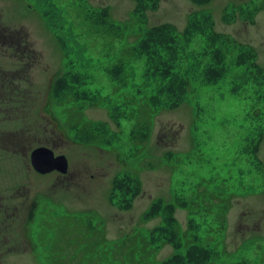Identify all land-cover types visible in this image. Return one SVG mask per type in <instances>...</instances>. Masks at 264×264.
<instances>
[{
  "label": "rangeland",
  "instance_id": "1",
  "mask_svg": "<svg viewBox=\"0 0 264 264\" xmlns=\"http://www.w3.org/2000/svg\"><path fill=\"white\" fill-rule=\"evenodd\" d=\"M103 9L121 47L163 22L183 46L194 15H210L229 41L215 84L202 81L210 59L190 55L186 94L176 108L146 110L144 143L132 131L156 83L137 63L112 77L116 57H104L85 23ZM5 30L28 45L0 48V99L7 72L28 75L11 112L0 100V264H168L192 244L214 251L203 264H264V0H0ZM197 40L190 52L203 49ZM243 49L252 57L239 64ZM58 79L68 84L59 95L50 92ZM99 124L111 145L80 142L85 125ZM41 146L67 156L68 174L35 170ZM126 177L133 191L117 189ZM158 201L176 204L180 250L157 241Z\"/></svg>",
  "mask_w": 264,
  "mask_h": 264
},
{
  "label": "trees",
  "instance_id": "2",
  "mask_svg": "<svg viewBox=\"0 0 264 264\" xmlns=\"http://www.w3.org/2000/svg\"><path fill=\"white\" fill-rule=\"evenodd\" d=\"M199 4L208 3L211 0H192ZM143 2H141L139 9L144 8ZM106 10L94 11L88 13L85 19V23L88 29V34L90 35L92 41L95 45H100L102 47L101 53H104L105 58H110L111 56L116 57V62L111 69L112 77L119 81L124 76H128L129 72L127 67L132 63H137L142 65L144 72L146 74H151L153 82L156 83L155 93L149 96V102L142 106V113L136 116V124L133 127L132 139L144 143L149 136V122L147 118L149 113L146 111L148 108H160L166 105L170 108L178 107L181 99L187 92L190 85V68L188 67L190 61V55L197 54L198 57H204L210 59V64L208 68L204 71L202 76V81L206 85L215 84L220 80L223 74L228 69L227 58L232 53L229 49V41L225 39V35L219 32L214 27V22L210 15H194L189 21V24L185 27L183 35L185 40V45H177V30L176 27L170 22H163L153 25L138 43L121 47L117 41L120 37L119 27L116 24L106 21ZM21 30V29H20ZM2 31L0 32V48H12L21 49L24 45L28 43L27 40L23 39V34L20 31L21 36L13 35L9 32V35ZM198 39H202L205 45L201 50L199 46L195 52H190L188 50L189 45H197ZM18 39V40H17ZM239 53V64L245 61L246 55L248 58L252 57L251 52L247 49L241 50ZM202 61L199 62L201 64ZM30 64H27V70L29 71ZM10 74L9 78L2 80V84L6 85L7 93L6 95H1L6 103L4 109L12 107V102L18 104L22 100L19 98L20 92L14 89L20 87L21 81H27V75L21 73L20 71L7 72ZM21 73V74H20ZM1 74H4L3 72ZM20 74V75H18ZM262 75V76H261ZM258 77L262 78V83L260 81L259 90V100L264 98V72L260 73ZM62 78V77H60ZM6 80L10 81V85ZM67 82L63 79H58L56 87L54 90L56 92L62 93L67 89ZM10 91V92H9ZM15 94V95H14ZM58 94V95H59ZM8 97V102L5 97ZM78 100V98H77ZM8 104V105H7ZM2 107L0 106V112H2ZM76 127V126H75ZM92 128V131H89ZM80 142L82 143H95V141L105 142L109 145L112 144L108 133V127L103 124L99 125H85V129L82 130L81 134H78ZM137 145H140L138 142ZM258 149L256 145L255 150ZM132 182L131 178L126 177L125 181L122 180L117 184V189L120 191L130 192L133 191L130 185ZM136 192H133V194ZM178 205L185 207V202H178ZM151 208V212L154 215H162L163 225L156 228L157 241H165L172 244L177 250L182 249L183 242L180 235V229L178 221L175 217V203L163 204L162 201L156 202ZM214 256V251L210 248L201 246L200 244H192L186 250L184 254H175L168 264H203L210 260Z\"/></svg>",
  "mask_w": 264,
  "mask_h": 264
},
{
  "label": "water",
  "instance_id": "3",
  "mask_svg": "<svg viewBox=\"0 0 264 264\" xmlns=\"http://www.w3.org/2000/svg\"><path fill=\"white\" fill-rule=\"evenodd\" d=\"M31 161L35 170L41 174H47L53 171L65 174L69 169L68 159L65 155L56 156L52 149L45 146L33 150Z\"/></svg>",
  "mask_w": 264,
  "mask_h": 264
},
{
  "label": "flooded vegetation",
  "instance_id": "4",
  "mask_svg": "<svg viewBox=\"0 0 264 264\" xmlns=\"http://www.w3.org/2000/svg\"><path fill=\"white\" fill-rule=\"evenodd\" d=\"M51 91H52L53 93L55 92L56 94H59V92H56L57 90H54V89L51 90V87H50V92H51ZM4 94H5V95L7 94V90L4 92ZM50 96H51V94H50ZM48 106H49V105H48ZM68 171H69V170H68ZM67 174H68V173H67Z\"/></svg>",
  "mask_w": 264,
  "mask_h": 264
}]
</instances>
